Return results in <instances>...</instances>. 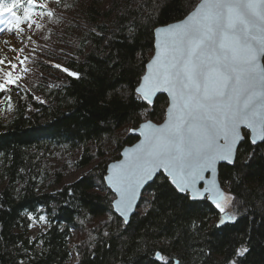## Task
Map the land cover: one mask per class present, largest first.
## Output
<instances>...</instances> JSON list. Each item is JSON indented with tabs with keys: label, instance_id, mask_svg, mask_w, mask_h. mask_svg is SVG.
I'll return each mask as SVG.
<instances>
[{
	"label": "trees",
	"instance_id": "obj_1",
	"mask_svg": "<svg viewBox=\"0 0 264 264\" xmlns=\"http://www.w3.org/2000/svg\"><path fill=\"white\" fill-rule=\"evenodd\" d=\"M42 2L53 15L30 45L29 71L19 81L24 98L15 88L0 94L13 96L10 115L0 116V264H69L72 258L74 264H158L156 251L168 264H264V142L246 138L235 163L219 165L221 185L239 201L234 224L217 228L220 214L212 203L174 192L163 174L143 190L127 228L113 212V193L103 184L107 164L137 139L128 129L161 122L167 105L163 94L148 105L134 91L153 52L142 20L158 0ZM197 2L186 0L190 9ZM168 11L160 12V23ZM55 147L79 152L70 164L87 170L65 181L67 164L44 162ZM153 190L158 199L146 204ZM29 212L50 223L32 234ZM244 246L250 251L236 256Z\"/></svg>",
	"mask_w": 264,
	"mask_h": 264
},
{
	"label": "snow or ice",
	"instance_id": "obj_2",
	"mask_svg": "<svg viewBox=\"0 0 264 264\" xmlns=\"http://www.w3.org/2000/svg\"><path fill=\"white\" fill-rule=\"evenodd\" d=\"M21 6L23 17L14 11ZM165 9L169 10L168 18L160 23L159 14ZM4 13L14 18L8 23H14L15 28L8 31L19 33L23 32L22 22L29 28L40 27L34 16L45 14L38 0H0V15ZM142 26L151 31L154 55L146 64L147 71L137 77L135 98L151 105L156 94L164 92L169 104L162 124L147 121L128 129L129 134L139 133L142 139L124 148V159L107 166L103 184L113 193L114 212L127 228L142 197L141 190L162 170L164 182L174 192L212 203L220 214L217 228L234 224L239 201L223 192L217 165H233L238 145L246 138L252 145L264 142V0H198L191 9L186 0H158L154 14L149 13ZM28 59L0 58V93L8 94L15 88L16 95L24 98L19 81L29 71ZM52 66L80 78L79 72L61 64ZM4 99L0 96V101ZM32 99L45 102L34 95ZM7 101L10 109L13 96L7 95ZM141 115L147 116L148 109ZM151 195L153 199L146 204L158 199L156 190ZM226 204L233 206L226 208ZM28 219L50 223L45 215L35 217L31 212ZM248 251L246 246L237 248L236 256ZM152 259L168 264V257L160 251Z\"/></svg>",
	"mask_w": 264,
	"mask_h": 264
},
{
	"label": "rangeland",
	"instance_id": "obj_3",
	"mask_svg": "<svg viewBox=\"0 0 264 264\" xmlns=\"http://www.w3.org/2000/svg\"><path fill=\"white\" fill-rule=\"evenodd\" d=\"M38 2L43 5L42 0H38ZM44 15H35L34 19L36 20V24L40 25L45 22L46 25L50 24L51 21H49L50 17L47 18L46 13L49 12L48 9H43ZM20 17H23L20 16ZM14 18L11 16L10 13H4L3 15H0V28L8 30L9 27L15 28V24H9V21H13ZM21 27L23 28V32H0V58L7 57L8 59H12L16 56H20L23 58L24 56H31L30 52V45L32 42H34L35 37H37L41 33L40 27H37L36 25H33L32 28H29L26 22L21 23ZM28 37H31V40L28 39ZM7 41V43H5ZM15 49H21L23 48V52H17V51H11L10 48ZM18 73H14V76ZM0 80H2V77H0ZM1 94V93H0ZM1 96V95H0ZM12 111V106L9 109L8 107V101L5 97L4 100L0 101V116L8 117ZM79 154L77 151H73L72 149H69L67 147H55L47 153V155L44 158V162H46L47 165H57L60 163H65L68 166V169L66 170L64 180L65 181H72L79 177L81 174H83L87 169L86 168H75L70 164L72 160ZM46 166V165H45ZM45 184V180L43 178L40 179L39 186L43 187ZM225 192L227 191L224 187ZM226 195L229 196V194L226 192ZM138 210V208H137ZM32 227H30V232L32 234H35L39 229L44 228L45 224L43 222H39L38 220H33L31 223ZM77 237V233L74 234V238ZM69 264H74V259L72 258Z\"/></svg>",
	"mask_w": 264,
	"mask_h": 264
},
{
	"label": "water",
	"instance_id": "obj_4",
	"mask_svg": "<svg viewBox=\"0 0 264 264\" xmlns=\"http://www.w3.org/2000/svg\"><path fill=\"white\" fill-rule=\"evenodd\" d=\"M153 55H154V39H153V52H152V55L150 56V58L148 59V61H150V60L152 59ZM148 61H147V62H148ZM147 62H146V64H147ZM146 71H147V68H146V65H145V71H144V72H146ZM160 94L165 95L166 98H167V105H166V108H165V112H166V109H167L168 104H169V98H168L167 93H164V92L157 93L156 96H157V95H160ZM155 98H156V97H155ZM147 121H151V120H145V121H142L140 124L145 123V122H147ZM151 122L154 123V124H162V123L164 122V118H163V120H162L161 122H159V123H156V122H154V121H151ZM140 124H139L136 128H139ZM243 131H244V130H243ZM245 131H247V130L245 129ZM133 135H136V136H137V140H136L134 143H132V144L125 145L124 147H122V149L120 150V157H119L118 159L114 160V161L109 162V163L107 164V166H108L109 164H113V163L118 162L119 160L124 159V157L121 155V153L123 152L124 148H131V147H133L135 144H137V143L139 142L140 139H142V137L139 135V133H134ZM239 145H240V144H239ZM239 145H238V148H239ZM220 164H227V163H225V162H220V163L217 165V171H218V172H219L218 169H219V165H220ZM228 165H229V164H228ZM107 166H106V173H105V175L108 174V173H107ZM160 173L163 174V171L161 170L160 172H158L157 175L153 178V180H154V179H155ZM163 175H164V174H163ZM205 175L207 176V175H209V174L206 173ZM218 181H219V177H218ZM149 183H151V181H150ZM149 183H148V184H149ZM219 183H220V181H219ZM148 184H147V185H148ZM147 185H145V187H146ZM220 186H221L223 192H224L225 195H226L225 189H224V187L221 185V183H220ZM145 187H144V189H145ZM198 187H202V184H201V185H198ZM144 189H142L141 191L143 192ZM110 191H111V190H110ZM139 200H140V199H138V201H137V205H138ZM196 200H197V201H200V200H202V199H196ZM112 208H113V207H112ZM136 208H137V206H136ZM136 208H135V211H136ZM135 211H134V212H135ZM113 212H114V209H113ZM114 214H116V213L114 212ZM116 215H117V214H116ZM132 215H133V214H132ZM117 216H118V215H117ZM218 220H219V219H218ZM217 223H218V221H217Z\"/></svg>",
	"mask_w": 264,
	"mask_h": 264
},
{
	"label": "bare ground",
	"instance_id": "obj_5",
	"mask_svg": "<svg viewBox=\"0 0 264 264\" xmlns=\"http://www.w3.org/2000/svg\"><path fill=\"white\" fill-rule=\"evenodd\" d=\"M4 32H8V30L4 29ZM151 55H152V54H151ZM135 136H136V135H135ZM136 137H137V136H136ZM136 140H137V139H136ZM136 140H135V141H136ZM135 141H134V142H135ZM134 142H133V143H134ZM119 157H120V155H119ZM117 159H118V158H117ZM115 160H116V159H115ZM112 161H114V160H112ZM110 162H111V161H110ZM160 174H161V173H160ZM152 181H153V180H152ZM152 181H151V183H152ZM149 184H150V183H149ZM149 184H148V185H149ZM145 188H146V187H145ZM191 200H192V199H191ZM195 201H197V200H195ZM138 203H139V202H138ZM111 204H112V203H111ZM137 208H138V205H137ZM137 208H136V211H137ZM112 209H113V208H112ZM136 211H135V212H136ZM135 212H134V213H135ZM217 221H218V220H217Z\"/></svg>",
	"mask_w": 264,
	"mask_h": 264
}]
</instances>
